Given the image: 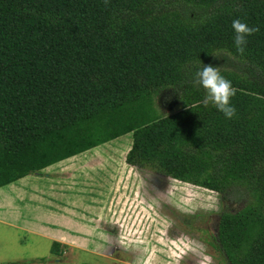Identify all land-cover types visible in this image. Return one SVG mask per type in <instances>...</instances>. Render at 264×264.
Wrapping results in <instances>:
<instances>
[{
	"label": "trees",
	"instance_id": "obj_1",
	"mask_svg": "<svg viewBox=\"0 0 264 264\" xmlns=\"http://www.w3.org/2000/svg\"><path fill=\"white\" fill-rule=\"evenodd\" d=\"M235 19L260 29L243 55ZM208 64L231 119L194 83ZM127 134L128 164L240 203L209 242L264 264V0H0V188Z\"/></svg>",
	"mask_w": 264,
	"mask_h": 264
},
{
	"label": "rangeland",
	"instance_id": "obj_2",
	"mask_svg": "<svg viewBox=\"0 0 264 264\" xmlns=\"http://www.w3.org/2000/svg\"><path fill=\"white\" fill-rule=\"evenodd\" d=\"M168 92L156 97L163 113L175 109ZM131 144L127 134L72 157L65 169L54 164L1 187L0 264H229L209 242L228 202L130 166ZM62 233L87 248L68 243L54 253L51 235Z\"/></svg>",
	"mask_w": 264,
	"mask_h": 264
},
{
	"label": "clouds",
	"instance_id": "obj_3",
	"mask_svg": "<svg viewBox=\"0 0 264 264\" xmlns=\"http://www.w3.org/2000/svg\"><path fill=\"white\" fill-rule=\"evenodd\" d=\"M104 3L107 5L108 0H104ZM232 28L235 33L234 45L236 50L243 55L248 42L247 37L258 32L260 29L259 27L249 26L241 19L233 20ZM194 83L201 85L207 90V95L204 99L205 106L211 102L226 118L231 119L235 116L236 108L230 103V99L235 96L237 90L233 87L230 80L221 75L217 67L211 64L204 65L202 69L195 73Z\"/></svg>",
	"mask_w": 264,
	"mask_h": 264
},
{
	"label": "crops",
	"instance_id": "obj_4",
	"mask_svg": "<svg viewBox=\"0 0 264 264\" xmlns=\"http://www.w3.org/2000/svg\"><path fill=\"white\" fill-rule=\"evenodd\" d=\"M71 158H72V157H70V158H68V159H65V160H62V161L58 162L57 165L60 166V167H63V165H64L67 161H69ZM63 169H65V168L63 167ZM63 169H62V170H63ZM44 173H45V172H44ZM36 175H38V174H36ZM59 177H63V175H61V176H59ZM57 181H58V183H59V182H61V179L59 178V179H57ZM77 188H78V187H77ZM72 211H73V210H72ZM72 211H71V213H73ZM63 213H67L66 210L63 211ZM82 217H83V216H82ZM84 218H85V217H83V219H84ZM82 227H85V225L83 224ZM51 236H52L51 239L53 240V242H54V243H59V244L61 245V247H65L66 244L70 243L71 245H75V246H77V247L80 248V249L87 248V247L85 246V244H88V243H85L84 241H79V242L75 243V242L78 240V238L73 237V236L70 238V236L67 235L66 233H62V234H53V235H51ZM69 238H70L71 241L69 240ZM97 238L101 241V237H100L99 235H94V236H93V240H96ZM62 244H63L64 246H63Z\"/></svg>",
	"mask_w": 264,
	"mask_h": 264
}]
</instances>
